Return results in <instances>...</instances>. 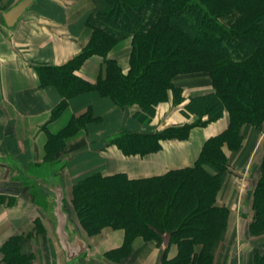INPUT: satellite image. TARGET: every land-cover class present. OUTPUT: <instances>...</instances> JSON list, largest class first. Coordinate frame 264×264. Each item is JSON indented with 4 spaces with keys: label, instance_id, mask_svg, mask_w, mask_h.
I'll return each mask as SVG.
<instances>
[{
    "label": "crops",
    "instance_id": "1",
    "mask_svg": "<svg viewBox=\"0 0 264 264\" xmlns=\"http://www.w3.org/2000/svg\"><path fill=\"white\" fill-rule=\"evenodd\" d=\"M20 1L0 0V195L5 197L0 203V250L8 240L19 236L22 252L31 256L29 264H161L165 245L168 259L176 258L179 247L170 244L168 236L163 247L137 237L127 251L123 250L124 229L105 227L89 236L71 228L70 222L76 217L69 212L72 204L64 205L63 199L72 196L76 182L88 174H126L139 179L194 166L206 141L229 127L228 111L215 121L193 127L189 138L164 139L159 150L145 155H125L109 138L125 129L153 134L191 123L194 115L185 113L186 104L192 97L215 92L211 76L194 72L175 77L184 101L176 103L170 90L149 123L137 118L136 105L122 108L95 89L72 96L59 109L64 96L57 86L42 83L38 67L62 66L82 53L94 32L89 24L94 1L34 0L9 26L4 13ZM132 49V38H127L108 53L125 74L130 70ZM75 74L96 84L106 76L105 58L92 55ZM79 118L89 123L70 138L68 149L57 161L46 167V147L51 137L69 129ZM242 133L239 150L224 147L229 170L216 203L227 206L230 213L211 264H255L256 254L264 248V232H248L253 222V198L250 203L243 202L251 173L254 176L258 170L260 176L264 130L245 124ZM61 162H66L65 174ZM14 187L19 191L14 192ZM36 190L45 194L44 200H37L32 192ZM201 247L196 245V252Z\"/></svg>",
    "mask_w": 264,
    "mask_h": 264
},
{
    "label": "trees",
    "instance_id": "2",
    "mask_svg": "<svg viewBox=\"0 0 264 264\" xmlns=\"http://www.w3.org/2000/svg\"><path fill=\"white\" fill-rule=\"evenodd\" d=\"M89 18L94 32L82 53L65 65L43 64L38 71L44 85H55L68 99L84 91L98 90L122 107L137 104L136 116L150 121L157 106L168 99L183 102L182 89L174 83L179 74L206 72L215 92L192 97L185 113L198 121L168 127L155 134L123 130L111 142L126 153H150L164 139H187L195 126L230 115V125L209 138L192 167L163 175L132 179L126 174H100L84 180L75 189L73 203L81 223L91 232L124 228L126 249L142 236L158 244L170 234L179 254L162 264H208L228 225L230 209L217 205V195L229 170L224 150H239L242 128L250 124L264 130V0H94ZM246 2L253 8L246 10ZM255 4V5H254ZM248 6V5H247ZM246 10V11H245ZM254 17V18H253ZM132 37L131 69L123 73L118 62L108 58L111 47ZM94 54L105 58L106 76L96 84L75 72ZM84 120V119H77ZM72 126H76V121ZM67 129L63 134L70 130ZM62 133L51 140L61 142ZM5 197L0 195V203ZM253 233L264 232V156L254 186ZM201 244L198 253L195 246ZM0 264H29L31 256L21 250V238L13 237L1 248ZM255 264H264V248Z\"/></svg>",
    "mask_w": 264,
    "mask_h": 264
},
{
    "label": "rangeland",
    "instance_id": "3",
    "mask_svg": "<svg viewBox=\"0 0 264 264\" xmlns=\"http://www.w3.org/2000/svg\"><path fill=\"white\" fill-rule=\"evenodd\" d=\"M94 1V0H93ZM255 2H256V4L258 3V0H254ZM248 5V6H247ZM255 5V4H254ZM245 8H246V10L247 9H249L250 8V10H251V8H253V5H249L247 2H246V4H245V6H244ZM94 8H95V2H94ZM245 10V11H246ZM254 18V17H253ZM127 38H132V37H125V38H122V39H120L119 41H121V40H123V39H127ZM119 41H117L114 45H113V47L119 42ZM133 41V40H132ZM133 44V43H132ZM113 47H111V50H112V48ZM110 50V51H111ZM109 51V52H110ZM131 54H132V52H131ZM99 55V54H98ZM102 56V55H101ZM131 60V59H130ZM130 69H131V61H130ZM130 71V70H129ZM124 73V72H123ZM193 73V72H192ZM103 95V94H102ZM103 96H109V95H103ZM109 97H111V96H109ZM113 99V98H112ZM114 101V100H113ZM184 101V100H183ZM115 102V101H114ZM164 102V101H163ZM116 103V102H115ZM117 104V103H116ZM118 105V104H117ZM137 106L138 107V110H139V106L137 105V104H133V105H131V106H127V107H132V106ZM120 107H122V106H120ZM122 108H126V107H122ZM137 110V111H138ZM136 111V112H137ZM157 111V110H156ZM136 112H135V114H136ZM156 114V113H155ZM155 116V115H154ZM138 118V117H137ZM139 119V118H138ZM153 119V118H152ZM151 119V120H152ZM150 120V121H151ZM198 120H200V119H198L197 117H195L194 116V118H193V121H198ZM73 121H75V120H73ZM141 121V120H140ZM150 121H141V122H143V123H149ZM192 121V122H193ZM76 126L74 127V126H72V128L69 130V131H67V132H65L64 134H63V132H62V135H64L65 136V139L63 140V141H61V142H57V141H49V143H48V145H47V147H46V155H45V160H46V167H48L49 165H50V163H52V162H55V161H57V159H58V156L60 157V155H61V153L64 151V150H67L68 148V142L70 141V138L71 137H73V136H75V135H77L78 133H80L87 125V123H89V121L87 120V119H84V120H82V121H80V120H77L76 122ZM187 124V123H186ZM165 130V129H164ZM164 130H162V131H164ZM162 131H160V132H162ZM121 132V131H120ZM132 132V131H131ZM159 131L158 132H155V133H160ZM117 133H119V132H117ZM116 133V134H117ZM143 133V132H142ZM155 133H153V134H155ZM143 134H148V133H143ZM115 135V134H114ZM112 137H113V135L109 138V141H110V143H112V144H114V145H117V144H115L114 142H111V139H112ZM118 146V145H117ZM122 151H123V153L125 154V155H129V156H131V155H135V154H138V153H126L120 146H118ZM139 154H141V153H139ZM145 154H147V153H145ZM145 154H142V155H145ZM258 158H260V157H258ZM61 164H62V171H63V174H65L66 172H67V167H66V162L64 163H62L61 162ZM258 164H259V162H258ZM96 174H100V173H95V174H88L87 176H85V178H83V179H80L78 182H76L77 184H75L74 185V189H73V191H72V196L71 195H69V196H67V195H65V198L63 199V204L64 205H66V203L67 204H69V203H71L72 204V210L71 211H69L70 213H72V214H74V218L76 217L77 218V220H76V218H75V220H72L71 222H70V224H71V228H76L77 230H80V231H82V233L83 234H85V235H89V236H94V235H97V234H99L104 228H102L99 232H96V233H91V232H89L86 228H85V226H83V224L81 223V220H80V217H79V214H78V212H77V209L75 208V205H74V203H73V200H74V197H75V189H76V187L79 185V184H81L84 180H87V179H90V178H92L94 175H96ZM102 174V173H101ZM254 176H252V173H251V176H250V178H249V180H247V185H248V190H247V194L245 195V197L243 198L244 200H243V202H248V203H250L251 202V198H253V190H254V186H255V184H256V182H257V179H258V175H259V173H258V170H256L254 173ZM103 175V174H102ZM17 191H19V189L18 188H16V187H14V192H17ZM33 192V194H34V196L37 198V200H39V201H42V200H44L45 199V194H43L42 192H39L38 190H36V191H32ZM64 196V195H63ZM9 199L10 200H12L13 199V196H10L9 197ZM9 200V201H10ZM54 204V202L53 203H51V205H53ZM252 205V204H251ZM252 208V212H253V214H255V212H254V209H253V207H251ZM65 213L67 214V217H68V212L65 210ZM253 219H254V215H253ZM251 226V225H250ZM106 227H110V226H106ZM113 228V227H112ZM114 229H124V228H114ZM227 229V228H226ZM225 229V230H226ZM124 231H125V238H126V230L124 229ZM225 232V231H224ZM248 232H250L251 234H254V235H260L261 233H253V231L251 230V228L249 229V231ZM224 234V233H223ZM222 234V235H223ZM169 237V242H170V234H165V237H164V241H165V239H166V237ZM137 237H142V236H137ZM136 237V238H137ZM135 238V239H136ZM144 238V237H143ZM134 239V240H135ZM145 239V238H144ZM134 240H133V242H134ZM146 240V239H145ZM125 241H126V239H125ZM146 241H148V240H146ZM152 241H155V240H152ZM164 241L161 243V244H158L157 242V244H158V246L159 247H163V245H164ZM219 241V240H218ZM133 242H132V245H133ZM6 244V243H5ZM4 244V245H5ZM175 244V243H174ZM3 245V246H4ZM198 245H201V244H198ZM202 246V245H201ZM132 247V246H131ZM263 247V246H262ZM123 250H127V251H129L130 249H126V246L124 245V247H123ZM201 250H202V247H201ZM165 251H167V248H166V245L164 246V248H163V252L164 253H166ZM0 255H1V253H0ZM165 255V254H164ZM164 255H163V257H162V260H161V264H162V261H163V258H164ZM255 259H256V257H255ZM208 264H211V262H209Z\"/></svg>",
    "mask_w": 264,
    "mask_h": 264
},
{
    "label": "water",
    "instance_id": "4",
    "mask_svg": "<svg viewBox=\"0 0 264 264\" xmlns=\"http://www.w3.org/2000/svg\"><path fill=\"white\" fill-rule=\"evenodd\" d=\"M34 0H21L10 10L4 13L5 20L9 26H13L25 10L31 5Z\"/></svg>",
    "mask_w": 264,
    "mask_h": 264
}]
</instances>
